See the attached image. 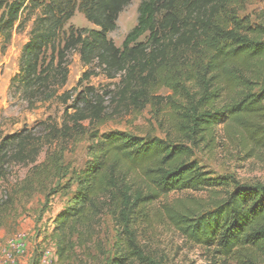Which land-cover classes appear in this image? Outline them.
Returning <instances> with one entry per match:
<instances>
[{"label":"trees","instance_id":"1","mask_svg":"<svg viewBox=\"0 0 264 264\" xmlns=\"http://www.w3.org/2000/svg\"><path fill=\"white\" fill-rule=\"evenodd\" d=\"M129 1L0 0L4 43L31 23L18 72L9 80V99L27 111L44 105L61 109L58 119L48 116L10 135L0 131V183L8 182L13 165L27 168L15 181L27 196L39 191L47 201L73 188L49 235L59 264H69L76 248L91 243L109 210L120 228V247L104 264L151 263L138 246L134 216L183 191L209 192L193 211L163 208L185 242L236 264L263 263L264 185L210 177L190 160L191 150L182 142L213 138L221 128L228 140L264 150V9L251 23L238 15L246 0H143L135 26L116 47L107 35ZM76 12L95 29L66 28ZM72 53L85 71L75 87L64 90ZM98 76L113 86L104 91L113 112L150 107L156 117L162 115L161 133L166 123L174 137L100 134L93 123L105 121L103 96L83 85ZM162 89L169 94L159 95ZM82 141L88 143L87 162L76 169L64 155ZM15 196L0 198V226L13 211Z\"/></svg>","mask_w":264,"mask_h":264},{"label":"rangeland","instance_id":"2","mask_svg":"<svg viewBox=\"0 0 264 264\" xmlns=\"http://www.w3.org/2000/svg\"><path fill=\"white\" fill-rule=\"evenodd\" d=\"M142 1L130 0L118 16L116 30L107 35L116 47L121 46L126 34L135 26L137 8ZM262 9H264V0H246L244 8L238 12V15L240 18L249 17L251 23H255V16ZM68 26L77 29H95L78 12L74 14L66 28ZM30 28L31 23H28L21 30L13 31L7 43L0 39V131L3 136L17 132L25 126L31 127L48 116L58 119L61 114V109H58L56 105H44L38 110L27 111L23 104L10 100L8 97L9 80L18 72L19 54L23 45L30 39ZM68 69V80L64 90L75 87L85 71L77 54L69 55ZM83 85L94 87L98 90V94L103 96L105 121L101 125L93 123V128H97L100 134L121 131L138 137H145L147 134L161 138L168 134L174 137L172 129L168 128L166 123H163L164 133H161L158 119H161L162 115L156 117L154 110L150 107L140 112L122 107L113 112L114 106L110 103L109 97L104 95V91L112 90L113 86L102 76L92 77ZM168 94L169 92L164 89L159 91V95ZM182 144L191 150L190 160L201 166L210 177H228L243 184L264 185V150L243 146L238 140H228L221 128L217 129L213 138L204 140L196 138L192 142L183 141ZM87 146L86 141L70 145L68 153L64 155L65 162L76 169L83 168L87 162ZM43 158L44 156L41 155L38 162H41ZM8 169V182L0 183V198L10 194L16 196L13 211L4 218L3 225L0 226V264L4 261L3 251L7 241L17 239L20 235L24 237L26 244L30 243L29 251L35 250L36 246L37 255H39L40 247H43L42 250L44 248L54 250L49 240L52 220L65 207L74 191L73 188L60 190L59 193L50 196L47 201L46 193L39 191H33L27 196L20 189L22 186L19 182L15 183L16 180L24 178L27 168L11 165ZM64 183L65 181L62 185ZM208 199V191L172 192L153 202L148 210H141L134 216L133 227L138 246L151 263L213 264L215 260L216 264H236L231 258L221 259L213 256L208 250L191 246L164 217V207L193 211L202 207ZM94 229L91 243L84 249L76 248L69 264H78L79 259L86 262L88 258L86 264H104L120 247L118 246L120 228L114 224L110 210L101 216ZM36 254L28 264H35ZM55 264H59L58 259Z\"/></svg>","mask_w":264,"mask_h":264},{"label":"built area","instance_id":"3","mask_svg":"<svg viewBox=\"0 0 264 264\" xmlns=\"http://www.w3.org/2000/svg\"><path fill=\"white\" fill-rule=\"evenodd\" d=\"M25 248L26 242L22 235H20L17 239L8 240L6 248L3 251L4 261L2 262V264H16L17 256L24 254ZM53 251L52 249H45L41 253L37 264H53L55 261L52 254Z\"/></svg>","mask_w":264,"mask_h":264},{"label":"crops","instance_id":"4","mask_svg":"<svg viewBox=\"0 0 264 264\" xmlns=\"http://www.w3.org/2000/svg\"><path fill=\"white\" fill-rule=\"evenodd\" d=\"M29 246H30V243H27L26 244V248H25V251H24V254H21V255H18L17 258H16V264H28L30 259H33L34 258V255L37 253L36 251V246H35V250H31L29 251ZM41 248L43 247H40V252L39 255L37 256V259L40 258V255L41 253L45 250V248L42 250ZM34 249V248H33ZM35 251V252H34ZM53 251V249H52ZM53 256H54V259L55 261L57 260V256L55 255V252L53 251ZM37 255V254H36ZM55 261L53 264H55Z\"/></svg>","mask_w":264,"mask_h":264}]
</instances>
